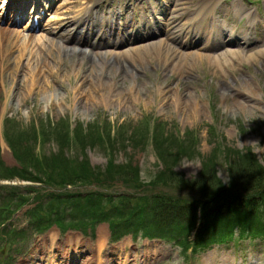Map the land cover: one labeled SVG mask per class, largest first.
Returning a JSON list of instances; mask_svg holds the SVG:
<instances>
[{"label": "rangeland", "instance_id": "374dc122", "mask_svg": "<svg viewBox=\"0 0 264 264\" xmlns=\"http://www.w3.org/2000/svg\"><path fill=\"white\" fill-rule=\"evenodd\" d=\"M68 2H71L67 3L68 10L63 9L64 2L57 18L54 15L50 22L42 23L46 30L42 28L33 32L34 40L29 42L31 46L45 39L62 44L61 37L50 29L59 22L68 24L78 10L80 0ZM192 3H195L194 0H189L188 6ZM65 11L70 13L64 17L60 12ZM259 25L258 37L252 40L249 48H244V57H228L221 63L209 60L218 52L204 56L202 61L195 57L196 60L181 63L179 68L175 67L179 60H169L167 67L153 59L145 64L147 68H140L138 63H135L137 66L119 65L111 54L106 55L105 60L93 59L80 51L65 52L64 49L61 55H55L57 62L62 59L63 64L74 67L99 70V64L107 62L109 77L119 76L121 92L130 88L139 92L132 99H118L112 104L84 99L82 105H73V73L63 84L64 89L59 86L58 92L56 90V94L61 95L60 99L52 101V96H49L52 92L37 90L22 91L17 96L14 87L11 89L15 77L11 78L10 68H5L4 84H0V170L3 172L0 178L13 174L6 181L18 185L16 190L20 201L14 203L22 207L12 216L9 224L18 229L28 227L29 210L34 207L37 193H41L40 197L61 192L75 195L93 193L95 199L109 211L112 205H122V197L132 198L133 202L144 201L147 206L145 200L148 197L160 194L177 198L174 201L179 203L185 200L182 201L184 205L190 204L201 200L202 194L207 195L212 190L204 187L209 178L205 185V182H197L204 164L210 173L213 171L212 182L217 183V187L229 192L243 191L239 183L240 170L252 167L253 161L264 168V23ZM16 30L19 36L0 33L1 43L6 44L9 40L15 43V53L0 64V70L7 64L8 67L13 66L15 56L19 55L17 45L26 31L22 26ZM241 33L242 26L238 29V34ZM1 56L0 52V62ZM173 56L171 59L180 55L176 53ZM91 74L89 71L88 75ZM16 77L22 80L27 78V74ZM108 81L112 82L111 79ZM11 141L18 152L24 154L21 161L15 159ZM227 152L236 157L231 160L233 166L230 169L227 167ZM54 155L63 158L54 170L37 162L53 163ZM85 165L89 166L92 175L99 172L104 182L85 180L81 175L78 177L76 173H80ZM171 168L173 171H170ZM46 173L51 175L47 177ZM171 173L197 182L200 190L192 192L177 186L179 183L173 181L177 177L172 178ZM156 174H166L173 183L169 185V182L158 181ZM6 181L0 180L2 208L10 184ZM66 184L71 186L63 189ZM208 185L213 184L208 182ZM213 189H216L215 186ZM103 214L106 219H99L91 225L83 233L85 235L74 231L61 234L53 226L45 235L30 238L32 231L28 229L25 239H22V233L16 232L18 237L12 246L5 244L0 236V246L4 245L2 252L0 250V264H34L35 259V264H48L47 261L53 259L55 262L62 261L59 264H68L69 260L72 264L76 260V264H264V240H233L227 245H214L206 250L201 246L195 248L201 241L212 240L208 234L202 236L198 233L203 224L200 214L196 218L198 228L189 237L191 249L186 250L163 239L149 240L142 236L136 239L132 237L133 229L120 232L118 237L130 234L113 243L109 240L111 224L107 214ZM242 218V214H236L228 220L232 223ZM173 219L177 222L175 217ZM152 222L154 219L151 218L147 224L152 226ZM2 225L6 226L1 230L2 235L7 231L13 235L14 228L5 222ZM70 237L80 240L76 249Z\"/></svg>", "mask_w": 264, "mask_h": 264}, {"label": "bare ground", "instance_id": "6f19581e", "mask_svg": "<svg viewBox=\"0 0 264 264\" xmlns=\"http://www.w3.org/2000/svg\"><path fill=\"white\" fill-rule=\"evenodd\" d=\"M166 1L168 3L172 2L170 0ZM187 4L188 0H175L172 9H167V11L172 14L171 18H174H170L168 20L165 18L164 20H166V22L163 25H160L159 28H156V30H159L161 31V33L166 34V40H161L159 43L155 42L153 44H146L141 47H124L121 50L114 49L115 51H111V53L97 52V54H94V51L96 50L92 49V51H89V55L93 59L105 60L104 57L111 54V57L113 56L118 62L117 64L119 65L131 64L133 66H137L135 65V63H138L140 68L146 67L145 64L151 63L153 59L163 62V64L166 66L167 64L170 65L169 60H179V63L175 65V67L177 68L181 66V63H185L188 60L189 62H193V60H196L193 56H198V61H202L204 57L200 54H195V52H188L187 56L184 55L185 57L180 55L171 59V57L179 51H175L174 48L170 46V43L180 44L181 47L189 49L188 47L193 45V41L200 37V32L193 30L196 24L188 23L187 21L185 23L182 22V19L185 15L183 11L186 10ZM151 10L153 13L157 14L159 8L152 7ZM239 10L240 9H238V11ZM144 22L146 25L150 22H153L152 17L145 16ZM254 22L255 21L252 19L251 23L253 24ZM125 30L130 33L134 30V28L132 26H129L128 29ZM33 35L34 34H32V37L26 35L25 38H21V42L19 43V45H17L19 47V55L15 56V61L12 64L13 66L8 67L9 64H7V67L1 68L0 70V84H4L3 71L5 68H10L9 76L11 78L15 77V80L12 81L13 83L11 89L14 87L17 96L23 92L37 90L39 92H52L51 95H49L52 96V101L56 98L60 99L61 95L56 94V90L58 92L59 86L64 89L63 84L66 82V80L71 78L72 73L75 78L73 87L74 89L71 97V102L73 103V105H82V103H84V99H88L89 101H108L112 104L117 102L118 99H132L135 95H139V92L134 91L136 90V88L122 90L123 92H121L119 76L109 77V73L107 72V62H102L103 64H99V70L97 68L90 69L89 67L84 66L74 67L73 65L63 64L62 59L58 60L57 62V57L55 55H61V51H63V49L65 50V52L78 51V49L74 46L70 47L68 45L72 43L71 33H68V36L65 37L61 45L60 43L54 44L52 42H49L51 41L50 39H48V41L47 39H45L42 43L35 42L36 45L31 46L29 42L32 41ZM228 38L229 39L227 41H229L231 45L226 46H230V49L226 48L219 55V57H212L211 59H209L211 63H221L222 61H226L224 59L228 57H244L245 52L242 48H240V41H248V36L239 40L233 37V33H231ZM5 43L6 44H0V52L2 54V61L0 62V64L4 62L5 59L8 60L9 58H11L10 56L15 53V50L13 49L15 43H12L11 40ZM117 44L118 43L114 44V47L120 46ZM213 47H217V44L213 45ZM80 52L83 55L88 54V52L86 51L80 50ZM27 53L28 57L26 58ZM217 58H220V60L218 61ZM50 61L53 64L57 65V67H53ZM182 67L184 68V65H182ZM89 71H91L92 73L90 76L88 75ZM22 73L27 74V78H23L22 80H20L16 76L19 75L20 77ZM107 79H111L112 82H107ZM83 89H85V91ZM114 93L116 95H113ZM62 100H64V98H62Z\"/></svg>", "mask_w": 264, "mask_h": 264}, {"label": "trees", "instance_id": "16d2710c", "mask_svg": "<svg viewBox=\"0 0 264 264\" xmlns=\"http://www.w3.org/2000/svg\"><path fill=\"white\" fill-rule=\"evenodd\" d=\"M10 144L17 159L21 161V155L24 156V154L18 152L13 141H11ZM227 153L229 157V160L227 161V167L230 169L233 166V164H230V162L231 160L234 161L236 157L232 153ZM235 155L237 156V152L235 153ZM61 158L62 156L60 155H54L52 157L53 163H40L39 161L37 162L40 166L47 164L54 170L56 168L55 165L59 161L63 160V158ZM252 163H254V166H247L244 171L239 169L241 171L239 173V183L241 185V189H244L243 191L229 192L226 189H220L219 187H217L218 185H215L217 183L212 182L214 181V179L212 178L213 171L210 173V170L206 169V165L204 164L203 172L200 174L197 182H205L203 183L205 185L206 179L209 178L208 182H211V184L213 185L209 186L208 182L206 186L203 185L205 188H212V190L207 195L202 194L201 197L203 199L201 198V200L184 205L182 201L185 200L181 201L179 199V203L178 201H174L177 198L159 194L154 197H148L145 202L147 201V204L154 203V205L144 209V201L133 202L131 201L132 198L122 197V205L117 206L115 209H111L108 213L113 216V218L110 220L113 225V229L118 228L115 231H119L123 228H126L129 223H137L138 219H142V211H150L157 214L156 220L159 222V225L163 223L164 219L158 218V213L162 217L164 215H170L171 217H175V219L177 220V236L179 237L181 244L185 248H188L191 244L188 241V236L191 231L197 227L196 217L198 211H201L203 220L205 221L202 232L204 233V235L210 234L212 232V234H215L217 236L218 239H215L217 241L228 240L235 227H239L243 233L248 232L255 236L264 235V168L259 166L257 161H253ZM58 166L61 167V165ZM234 166H236V164H234ZM169 168L170 167H168V170ZM238 168L239 165L237 167V170ZM110 171L111 170H109V172ZM170 171H173V169L171 168ZM79 172L80 173H76L78 177H80L81 175V177L85 180L94 179V181L96 180L98 183L104 182V180L101 179L102 175H100L99 172H95V174L92 175L91 169L88 165L83 166ZM9 175L12 176L13 174L9 173ZM50 175V173H46L47 177ZM156 175L157 180L162 183L169 182V185L173 183L168 180L166 174ZM170 175H172V178L173 176L177 177V175H173V173H171ZM173 181L179 183L177 186L183 188L185 187L187 190H190L192 192L200 190V185L197 182L195 183L190 180L182 179L181 177H177V179H173ZM214 186L216 189H213ZM51 200V202H53L50 205L51 212L56 211L55 213H60L63 210V204L65 205V201L56 197L52 198ZM181 202L184 207L182 206ZM68 205L72 207V214H69L68 218L72 217L73 219H69V221L63 222V224H73L74 222L77 227H81L82 224L83 228H86L87 226H90L88 224H90L93 219H106L103 212L107 214V211L103 208L104 206L102 202H99L98 199H95V195H87L83 198L74 196L72 197V201L68 203ZM169 206H172L171 214L166 211ZM117 210H119L120 212L116 213ZM44 211L45 207L43 205L41 209L36 213H42ZM236 214H242L243 218L238 222L231 223L228 218L231 215ZM36 216L39 215L36 214ZM116 225H118V227H116ZM171 226L173 228V225ZM172 230H174V228ZM202 242L203 241L199 242L198 244H202Z\"/></svg>", "mask_w": 264, "mask_h": 264}]
</instances>
